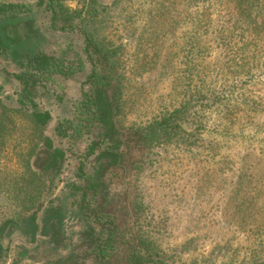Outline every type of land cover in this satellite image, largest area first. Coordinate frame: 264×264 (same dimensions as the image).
<instances>
[{
  "label": "rangeland",
  "instance_id": "rangeland-1",
  "mask_svg": "<svg viewBox=\"0 0 264 264\" xmlns=\"http://www.w3.org/2000/svg\"><path fill=\"white\" fill-rule=\"evenodd\" d=\"M37 2L0 0V226L15 220L1 234L0 264H94L84 239L91 221L71 187L101 135L93 129L72 143L58 133L92 93V65L82 35L52 30L50 13ZM227 2L96 0L86 19L96 40L117 52L110 77L119 87V129L132 137L173 112L179 126L165 142L132 150L127 180L116 171L106 178L105 211L119 222L128 204L125 251L145 229L166 264L264 257V42L250 49V64L260 60L262 74L232 69L230 42L218 38L230 19ZM66 4L80 8L77 0ZM255 9L249 17L264 20V6ZM41 54L79 60L84 69L32 86L29 104L19 76ZM32 111L51 114L43 133L66 152L59 170L44 171L47 152L27 117ZM52 223L61 231L58 245ZM118 257L112 264H127Z\"/></svg>",
  "mask_w": 264,
  "mask_h": 264
},
{
  "label": "trees",
  "instance_id": "trees-1",
  "mask_svg": "<svg viewBox=\"0 0 264 264\" xmlns=\"http://www.w3.org/2000/svg\"><path fill=\"white\" fill-rule=\"evenodd\" d=\"M67 1L69 0H39L38 6L50 13L52 30L79 32L82 35L84 53L92 65V72L87 79L92 93H85L84 98L75 107L72 120L64 121L58 127L59 135L72 143L80 142L82 137L93 129H98L101 135L100 140L93 142L88 148L86 162L82 160L76 171L78 182L71 187L73 192L80 196V210L91 221L90 227L84 233L89 253L94 259V264H112L114 260L119 259V253L121 260L126 258L127 264H166L154 247L152 234L145 232V229L135 232L137 236L131 242L130 250L125 251L124 247L129 244L127 235L131 234L128 228V219H130L128 204L126 202L124 206L126 216L121 215L123 219L118 222L120 215L115 212H106L100 198L106 189V178L116 174L115 171L122 172L124 179L127 180L126 159L133 149L140 146L148 149L154 144L166 141L172 135L170 131L179 128L173 118L175 112L147 126L144 131L141 129L134 131L132 137H128L119 129L117 125V117L121 111L119 87L118 84L112 83L110 77L117 52L112 47L106 48L96 40L86 20L96 0H77L80 8L76 9L69 7L66 4ZM232 2H235L234 7ZM232 2H227L231 9L228 12L230 19L222 23L218 38L221 41L227 39L226 41L230 42L232 53L229 64L234 71L241 72L242 69L248 68V72H252L257 68L262 74L263 66L260 60L250 64V59L253 58L250 55V49L264 42L262 36L264 20L259 16L255 18L249 16L252 15L253 8H256L255 11L260 8L263 12L264 0H232ZM202 26L203 24L200 30ZM200 33H206V31H200ZM61 57L41 54L27 64L25 73L19 76V79L24 81L23 97L29 104H32V86L52 81L56 75L70 78L84 69L81 61L66 63ZM255 63L258 65L255 66ZM25 101H21L23 107L27 106ZM27 115L41 140L42 150L47 152L44 171L59 170L66 152L54 147L52 139L44 136L43 133L51 119L50 112L32 111ZM2 123L0 122V134L4 129ZM132 140L136 143L134 148L130 144ZM90 158L93 160H89ZM35 213L33 212L31 220H36ZM14 221L10 219L1 224L0 237L7 226L15 224ZM51 227V238L58 245L61 242L59 234L61 231L56 223H52ZM259 257L250 264H264V257Z\"/></svg>",
  "mask_w": 264,
  "mask_h": 264
},
{
  "label": "crops",
  "instance_id": "crops-1",
  "mask_svg": "<svg viewBox=\"0 0 264 264\" xmlns=\"http://www.w3.org/2000/svg\"><path fill=\"white\" fill-rule=\"evenodd\" d=\"M39 1V0H38ZM37 5H38V2H37ZM50 20H51V16H50ZM50 23H51V21H50Z\"/></svg>",
  "mask_w": 264,
  "mask_h": 264
}]
</instances>
